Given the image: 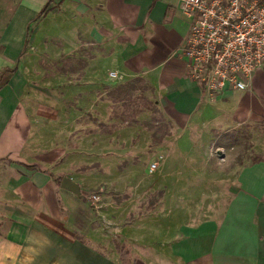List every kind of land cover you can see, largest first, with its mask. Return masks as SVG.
<instances>
[{"label":"crops","instance_id":"crops-1","mask_svg":"<svg viewBox=\"0 0 264 264\" xmlns=\"http://www.w3.org/2000/svg\"><path fill=\"white\" fill-rule=\"evenodd\" d=\"M45 1L0 0V71L15 67L0 82V264H264V158L230 172L210 169L197 151L214 130L264 114V65L245 89L210 93L188 76L181 0H52L36 17ZM56 53H77L62 61L79 67L43 71ZM137 76L177 133L165 138L176 148L161 163L174 185L158 217L135 231L140 249L125 263L75 227L86 204L79 188L55 180V162L87 104L101 117L106 91Z\"/></svg>","mask_w":264,"mask_h":264},{"label":"rangeland","instance_id":"rangeland-1","mask_svg":"<svg viewBox=\"0 0 264 264\" xmlns=\"http://www.w3.org/2000/svg\"><path fill=\"white\" fill-rule=\"evenodd\" d=\"M57 53L55 59L59 60L54 66L41 63L43 71L79 67L62 61L65 57L77 59V53ZM41 57L45 59V53ZM131 80L106 91L112 102L101 117L89 112L92 103L87 104L85 120L67 130L66 146L55 162L57 174L79 184L78 192L86 204L85 208L76 207L80 210L73 215L75 227L86 226L91 246H97L103 254L111 252L125 263L133 255L136 258L135 251L140 249L135 231L144 227L145 220L158 217L157 206L165 188L174 185L172 179L163 178L161 163L176 148L163 144L165 138H173L176 133L171 118L153 104L145 79L129 84ZM209 142L197 151L204 160H210L209 168L213 170L231 172L239 164L264 158V114L234 129L214 130ZM185 150L187 147L182 146ZM197 151L191 153L197 155ZM153 162L156 166L151 169ZM188 163H178V167L182 164L188 169ZM196 164L201 166V161ZM78 218L82 222L77 223Z\"/></svg>","mask_w":264,"mask_h":264},{"label":"built area","instance_id":"built-area-1","mask_svg":"<svg viewBox=\"0 0 264 264\" xmlns=\"http://www.w3.org/2000/svg\"><path fill=\"white\" fill-rule=\"evenodd\" d=\"M181 1L190 17L183 51L188 76L210 93L245 89L264 65V0Z\"/></svg>","mask_w":264,"mask_h":264},{"label":"trees","instance_id":"trees-1","mask_svg":"<svg viewBox=\"0 0 264 264\" xmlns=\"http://www.w3.org/2000/svg\"><path fill=\"white\" fill-rule=\"evenodd\" d=\"M51 1H52V0H46V1H45V3L42 5V7L39 9L38 13L36 14V17H39L41 14L44 13V11H45V9H46L48 3L51 2ZM14 69H15L14 66H13V67L5 66L3 69H1V71H0V82H1V79L3 78V75H4L5 73H7V72H13ZM140 80H143V78L137 76V77L133 78V79L129 82V84H133L135 81H140ZM127 84H128V83H127ZM145 84L147 85V83H145ZM148 87H149V85H148ZM151 107H153V106H151ZM254 161H256V160H254ZM61 178H62L61 176H56V177H55V180L60 181Z\"/></svg>","mask_w":264,"mask_h":264},{"label":"water","instance_id":"water-1","mask_svg":"<svg viewBox=\"0 0 264 264\" xmlns=\"http://www.w3.org/2000/svg\"><path fill=\"white\" fill-rule=\"evenodd\" d=\"M61 186L68 188V189H73V190H78L79 185L73 179L69 176H63L60 181Z\"/></svg>","mask_w":264,"mask_h":264}]
</instances>
